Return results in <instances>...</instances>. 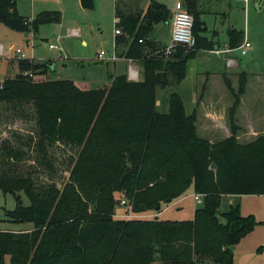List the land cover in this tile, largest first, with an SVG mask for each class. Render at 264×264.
<instances>
[{"label":"trees","instance_id":"1","mask_svg":"<svg viewBox=\"0 0 264 264\" xmlns=\"http://www.w3.org/2000/svg\"><path fill=\"white\" fill-rule=\"evenodd\" d=\"M199 2L181 0L193 17L195 46L164 56L151 38L154 26L171 18L166 7L149 0L139 10L115 1L114 25L122 32L115 37V50L142 67L138 81L108 76L109 85L81 90L69 80L24 75L46 77L51 62L15 59L18 73L1 83L0 103L20 112L32 107L36 134L29 140L41 155L39 166L53 170L49 149L55 144L76 148L77 154L60 188L53 182L38 186L33 176L39 170L19 166L26 151L11 141L0 142V191L16 199L15 209L5 211L6 220L33 225L31 231L0 230V264H234L230 247L257 222L253 215L241 216L238 206H230L220 222L221 199L264 196V135L248 143L237 140L235 112L245 79L233 94L230 136L219 142L198 136L196 109L187 115L178 94H170L167 113L155 108L156 90L180 84L188 61L217 44L205 36ZM60 21L57 12L25 19L15 0H0V24L11 31L34 33ZM241 43L240 31H227L230 50ZM122 45L127 50L119 53ZM189 189L202 196L191 220L114 219L117 194L128 200L133 213H144L160 211L162 203Z\"/></svg>","mask_w":264,"mask_h":264},{"label":"rangeland","instance_id":"2","mask_svg":"<svg viewBox=\"0 0 264 264\" xmlns=\"http://www.w3.org/2000/svg\"><path fill=\"white\" fill-rule=\"evenodd\" d=\"M15 1L19 15L25 19H35L43 12H57L61 21L41 25L34 33H17L0 24V44L5 49L4 57L0 58V84L18 73L16 60L11 61L12 56L16 58L14 54L16 49L21 50L28 59H33L35 63H53L52 71L46 77L37 76L36 80H69L81 90H92L108 85L110 83L108 76L115 77L123 73V75H127L126 62H118L114 67L112 63L96 61L100 52L109 55L114 50V31L116 29L114 4L116 0H95V10L93 11L82 9L79 0ZM124 1L131 7L137 6V3L140 2L139 0ZM155 1L163 4L167 10H171L173 13L175 4L181 0ZM199 5L203 13L201 20L208 31L207 35L211 38L215 37L218 44L223 46L227 37L226 32L230 29L240 31L242 42L246 40L251 44L246 55L241 56L238 50L230 52L229 55L239 64V68H244L247 73L244 94L241 97L245 108L250 106V109L254 110V115H250L248 113L250 110L247 109L242 114L238 111L239 133L237 134L240 137L239 142H251L264 135V0H261V3L259 0H247V3L245 0H200ZM158 24L163 25L165 29L158 28L160 31L158 30L157 34L153 33V36L155 39H160V42L163 41L164 46H167L170 42L169 40L167 43L170 36L168 26L164 22ZM72 31H77L79 36H71ZM213 33L216 35L213 36ZM49 45L55 46L56 49H49ZM218 55L214 51L196 54L195 58L187 64L186 77L182 84L157 89L156 111L161 114L167 113L170 94L181 92L185 112L187 115L191 114L196 106L197 94L209 81V92L213 95L212 102L215 104L221 102L223 105L225 102L231 106L234 99L226 94L225 84L217 77L220 72L219 65L224 63L223 60H219L221 57ZM134 66L140 67L137 63H134ZM230 70L233 71L231 80L237 90L239 76L234 75V72H237L236 69ZM140 72L139 80L142 78V67ZM207 72L214 75L207 79ZM219 77L221 78L220 75ZM222 94L226 96L222 97ZM24 108L20 112L0 103V142L11 141L14 147L26 151V156L19 166L25 171L39 170V174L33 176L36 185L44 186L53 182L60 188L67 181L70 168L69 160L77 154V149L55 144L49 149L53 170L39 166L41 155L33 145V141L29 140L36 134L34 112L32 107ZM224 121L228 127L227 117ZM17 137H20L19 140ZM19 141L28 146L18 144L21 143ZM19 195L21 202L27 206L29 204L27 197L23 193ZM115 197L120 200L114 214L116 220H152L157 217L158 220L186 221L192 218L194 210L202 206L194 200L192 189L183 195L178 206L177 203L174 204L177 198L169 204L162 203L160 211L144 213H133L128 200L120 194ZM231 199H221L218 209L220 222L224 223L222 214L226 213L230 206H238L241 216L253 215L257 222L254 230L237 244V250L235 248L232 251L233 263L264 264V198L240 196ZM15 207L16 199L11 195H4L0 191V230L31 231L33 225L30 223H12L6 220L5 211H12Z\"/></svg>","mask_w":264,"mask_h":264},{"label":"crops","instance_id":"3","mask_svg":"<svg viewBox=\"0 0 264 264\" xmlns=\"http://www.w3.org/2000/svg\"><path fill=\"white\" fill-rule=\"evenodd\" d=\"M140 2L137 3V6L139 8V10H145L146 7L148 6V3H149V0H139ZM259 2L261 3V0H259ZM169 13L171 14V18L169 20V22H165V25L168 26V32H169V39L167 41V43L169 42L170 40V37H171V21H172V13H171V10H168ZM114 23H115V20H114ZM158 28H164L163 25L161 24H158V25H155L154 26V30H153V33L154 34H157L158 30L160 31V29ZM236 30V29H235ZM208 33V31H207ZM206 33V36L210 38L209 35H207ZM213 36L216 35V33H213L212 34ZM226 35H227V32H226ZM79 36V34H78ZM153 36V34H152ZM157 36V35H156ZM116 37V35H115ZM159 38V36H158ZM153 41L161 46V47H164V42H160V39H155V37L153 36ZM213 41L215 43H217L216 41V38L214 37L213 38ZM114 42H115V38H114ZM115 45V43H114ZM223 46H221L220 44H216L214 47H213V50L211 51H206V50H200L198 54L202 53V54H206V53H212V51L216 52L218 51V56L221 57L219 60H223L224 63H222L221 65H219L220 67V72H219V75L221 76V78L219 77V75L217 76L220 80L223 81V83L225 84L226 86V94H228V96H230V98H233V94H236L238 92V89H239V86H238V89L236 90V88L234 87V84H233V81L231 80V77H232V73L233 71H231L230 69H236L237 72H234L236 76H239V83H240V79L243 77L244 79L246 78V71L244 70V68H239V64L234 61L230 55V52H233L234 50H229V48H227V37H226V40L224 42V44H222ZM114 49H115V46H114ZM127 50V47L126 46H119L118 48V51L119 53H123ZM229 56V57H228ZM4 57V56H3ZM14 56H12V60H11V57H9V59L11 61H14L16 58H13ZM1 58V57H0ZM125 57H120L119 60L115 63H113L114 67H115V64L118 63V62H126L125 60ZM97 61V60H96ZM16 62V61H15ZM99 62V61H98ZM189 62V61H188ZM102 63V62H100ZM103 63H108V62H103ZM127 63V62H126ZM17 64V63H16ZM138 64V63H137ZM188 64V63H187ZM52 65L53 63L51 62L50 63V67L52 69ZM140 67H137V70L139 72V79H140V75H141V72H140ZM187 70V69H186ZM230 70V71H228ZM241 71V72H240ZM207 79L211 78L214 74L211 73V72H207ZM124 74V73H123ZM121 74V75H123ZM17 74H15L16 76ZM14 76V77H15ZM120 76V75H119ZM13 77V78H14ZM186 77V76H185ZM12 79V78H11ZM209 81V80H208ZM245 81V80H244ZM184 82V80L182 81ZM181 82V84H182ZM210 82V81H209ZM209 82L206 84V86L204 85V87L200 90V93L197 94L196 96V106H195V109H196V114H197V122H196V128H197V134L200 138L202 139H206L208 140L209 142L211 143H215V142H219V141H222L226 138H228L230 136V127L228 125V127L226 126V123L224 121V119L227 117V120H228V115H229V110L231 108V106L233 105H229L227 103L224 102V105L223 103L219 102V103H216L215 102H212L213 100V95L212 93L209 92V87H208V84ZM227 82L229 83L230 85V89L228 88L227 86ZM109 85V84H108ZM179 85V84H178ZM239 85V84H238ZM107 86V85H106ZM224 92V93H225ZM181 99H183L182 97V93L181 92H178L177 93ZM223 95V94H222ZM226 95H223L222 97H225ZM243 97V96H242ZM240 98L241 99V103L239 104L238 108L236 109V112H235V121H236V125L238 126V123H237V119L239 118L238 117V111H240V114H242V112H244V110H250V112L248 111V113L250 115H254V110L253 109H250V106L248 108H245V104L243 102V98ZM222 100V98H219ZM234 99V98H233ZM206 100V101H205ZM205 101V102H204ZM244 104V105H243ZM255 105V104H254ZM254 105H251V106H254ZM256 106V105H255ZM185 109V108H184ZM253 111V112H252ZM186 113V112H185ZM239 131V130H238ZM239 133V132H238ZM237 140H240V137L238 136L237 134ZM241 143V142H240ZM183 196H181L180 198H178L177 200L174 201V204L177 203V206L181 200ZM237 197H240V196H223L222 198H226V199H231V198H237ZM262 198H264V196H260ZM232 200V199H231ZM232 201H230L231 203ZM232 204V203H231ZM179 208V207H178ZM195 211V210H194ZM194 211H193V215H194ZM193 215H192V218H193ZM191 218V219H192ZM190 219V220H191ZM237 246H235L236 250H237Z\"/></svg>","mask_w":264,"mask_h":264},{"label":"built area","instance_id":"4","mask_svg":"<svg viewBox=\"0 0 264 264\" xmlns=\"http://www.w3.org/2000/svg\"><path fill=\"white\" fill-rule=\"evenodd\" d=\"M247 3V0H245ZM171 38L170 42L167 46H164L162 49L164 56H169L176 48H185L192 49L195 44V37L193 36L192 28H193V17L185 10L181 1L177 2L174 6V12L172 13V21H171ZM116 36L122 35L120 29L116 28L114 31ZM71 36H78L77 31H72L70 33ZM141 42V41H140ZM228 48V47H227ZM251 48V44L248 41H243L241 45L236 49L239 51L241 56L247 54L248 49ZM49 49H56L55 46L49 45ZM230 50V49H229ZM218 53V51H216ZM16 59L25 60L28 59L21 50H15ZM5 55L4 46L0 44V57ZM120 56L117 51L114 49L113 52L109 55H106L105 52H100L97 55V61L99 62H108L115 63L119 60ZM127 62V79L129 81H138L139 80V72L134 66V62L131 59H124ZM24 75H29L30 77L36 79L37 76H33L28 73H24ZM1 89V84H0ZM194 200L197 204H202V196L194 195ZM124 204V202H122Z\"/></svg>","mask_w":264,"mask_h":264},{"label":"water","instance_id":"5","mask_svg":"<svg viewBox=\"0 0 264 264\" xmlns=\"http://www.w3.org/2000/svg\"><path fill=\"white\" fill-rule=\"evenodd\" d=\"M79 4H80L82 9L91 10V11L95 10V0H79ZM211 168L216 170L217 166L212 165ZM165 203L169 204V203H171V200H168ZM155 219L157 220V217ZM234 249H235V246L230 247L231 251H234ZM210 264H213V263H210Z\"/></svg>","mask_w":264,"mask_h":264}]
</instances>
